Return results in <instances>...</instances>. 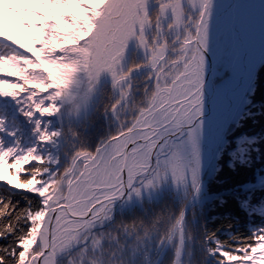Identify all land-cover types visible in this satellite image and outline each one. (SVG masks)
<instances>
[{
	"label": "trees",
	"instance_id": "16d2710c",
	"mask_svg": "<svg viewBox=\"0 0 264 264\" xmlns=\"http://www.w3.org/2000/svg\"><path fill=\"white\" fill-rule=\"evenodd\" d=\"M76 3L0 0V36L51 59L45 69L27 52L0 41V85H11L9 94L0 91V264H17L9 252L18 241L24 245L18 264L32 262L40 251L37 230L47 202H64V183L80 174L95 151L165 101L193 54L194 45L188 46L190 55L184 45L194 38L204 0L151 3L138 30L129 33L139 59L149 55L157 70L139 95L127 89L118 93L116 84L108 88L99 80L91 33L103 19L96 7L78 0L85 15L65 20ZM8 7L16 24L5 34ZM257 12L264 15V0H234L233 22L219 34L220 53L212 63L211 110L228 101L236 81L245 77L249 83L240 20ZM25 20L31 28H24ZM31 34L39 39L28 38ZM225 51L228 58L221 62ZM258 56L240 110L229 106L213 164L203 176L201 168L187 175L177 168L195 130L189 129L154 159L122 202L80 231L55 264H175L176 259L178 264H264V51ZM85 95L87 108L81 112Z\"/></svg>",
	"mask_w": 264,
	"mask_h": 264
},
{
	"label": "water",
	"instance_id": "95a60500",
	"mask_svg": "<svg viewBox=\"0 0 264 264\" xmlns=\"http://www.w3.org/2000/svg\"><path fill=\"white\" fill-rule=\"evenodd\" d=\"M220 1L223 2L224 7L221 11L219 6L217 7L216 17L220 13H225L228 17L226 21L230 22L233 17L234 0H217V5ZM211 11V3L209 2L205 6L204 2L196 25L194 39L190 41L194 44L192 69L184 70L171 83L167 99L162 105L149 111L137 126L108 140L95 151L94 156L88 161V164L93 162L98 152L110 142L120 140L121 146L111 156L113 160L117 158L116 163L121 164L119 170L113 171L110 161L106 165L107 170L102 178L97 180V183L85 184L80 190H73L72 188L79 182L84 173L83 169L70 184L64 202L46 207L37 230L40 251L35 257V264H55L53 244L68 230L64 227L65 221L70 220L78 223L76 227L71 228L75 231L81 229L86 223L101 218L107 209L115 207L123 201L138 178L148 174L155 157L165 151L171 141L183 137L197 121L208 116L214 85L212 67L208 71L204 56L209 24L208 13ZM223 27L224 25L218 29L215 37L218 36ZM9 44L24 50L20 44L12 41H9ZM213 58L211 55L209 56L211 65ZM191 72L195 73L193 88L186 96L178 99L176 93H172L175 84L180 78ZM83 101H87L86 95ZM148 143H150L149 146ZM145 148L144 156L140 157V153ZM75 189H77L76 186ZM69 190H72V195H70L72 198L68 194Z\"/></svg>",
	"mask_w": 264,
	"mask_h": 264
},
{
	"label": "rangeland",
	"instance_id": "374dc122",
	"mask_svg": "<svg viewBox=\"0 0 264 264\" xmlns=\"http://www.w3.org/2000/svg\"><path fill=\"white\" fill-rule=\"evenodd\" d=\"M157 1H159V0H111L109 2V4L107 5L110 12L114 11V9H113L114 3L121 5V9H120V12L117 13L118 19L115 20L114 22L110 23V24L108 23L107 16H106L107 12L106 11L103 12V8H100V9H102V10H100V12L102 11L103 13L101 16L100 15H98V16L101 19H104V18H106V19L103 20V22H100L98 24V26L96 27V29L91 33L92 39L95 42L92 45V48L94 50V53H93L94 59L92 60V62L93 63H97V62L100 63L102 60H104V58L102 56H100V53H101L100 45H105V44L110 43L111 38H112V33L115 29H118V30L119 29H128L127 33L134 34L132 29L138 30L139 22H140L141 17L143 16V13L144 12L146 13L148 11L147 9L150 7L151 3H155ZM248 8L249 7L247 6L244 9H246V11H248ZM97 14H99V12ZM130 15H132L134 19L130 20V18H131ZM224 17H226V15L217 17L215 19V22L213 25V47H214V50L217 52V55L214 56L213 61L217 58V56L220 53V47H219V43H218L219 34L222 33L224 30H226L231 25V23L233 22V19H234V16H233L232 20L230 22H228V21H226L227 23L224 22V24H225L224 27L221 29L218 36L214 37V35L217 33L218 29L223 25L222 20H225ZM105 25H106V27H105L104 33L101 36L100 35V29L102 26H105ZM240 28H241V33H242V36L244 39L243 44H244L245 48L247 49V56H248L247 57V63H246L248 69H246L247 70L246 72L250 73L249 71H251V75H250L249 83L247 82L248 80L245 79V77H244L243 79L236 81V84H232V86L234 88V93L232 90L228 94V101L227 102H225L220 107H216L212 110L210 109L208 117H210V120L213 122L214 125L220 124V132L223 129V127L225 126L224 125L225 120L227 119L226 113L229 110V106H235L236 107L235 111L240 108V105H241V102L243 99V89H244V87H248L250 85V83L253 79L254 71H256V69H257V63L259 61L258 60L259 59L258 53L260 51H264V15L263 14H261L260 12H257L255 14L251 13L250 15L242 16L241 20H240ZM189 43H190V41L184 45V49L187 50L186 55H190V52H188V46L190 45ZM11 46H13V45H11ZM114 50H115V48H113L112 51H110L111 54L114 53ZM191 55L192 56L190 58V61L184 67V70L189 69L190 66L192 65L191 63H192L193 54H191ZM97 56L99 57L98 61L95 60L97 58ZM98 65H97V67H98ZM96 69L97 68H95L94 70H96ZM242 74H244L243 71H242ZM193 78H194L193 76H191V75L189 76L188 74H186L182 78H180L183 81V83H181L182 86H181L180 90H178L179 93H178L177 97H184L192 90L193 85L191 82L193 81ZM213 92H214V89H213ZM237 97H238V101H237ZM212 98H213V93H212L210 102H211ZM87 103H88V96H87V101L84 102L82 100L78 106L79 110L81 112L86 110ZM204 119H206V118H204ZM194 128H195V130H192L193 132L189 136L190 138L184 144L183 154L179 155V160L181 163L177 165V168H179V171H181V169H182L185 175H187L188 172H192L191 174H196L199 172V170L201 168V169H203L202 175H200V177H201V176H203V174L205 172L204 169H206L209 164H213V159H214L213 156L215 153L214 146L216 147L217 142H215V143L209 142V140L207 138V128L205 126V129H204V146H203V151L201 152L199 150V148L196 147V140L200 135V128H201L200 122H197L195 124V126H192L189 129H194ZM189 129L187 130V133L183 137H185L188 134ZM183 137L178 138L176 140H180ZM172 142H170V144ZM117 144H118V146L119 145L121 146V142L120 143L118 142ZM170 144H169V146H170ZM149 145H150V143H148V146ZM168 148L165 151H163V153H165L168 150ZM144 151H146V148L144 149ZM120 165L121 164L119 163L115 167V171L119 170ZM212 167H214V166H212ZM212 170H213V168L210 171H212ZM178 173L179 172H177V174ZM180 176L181 175H177V177H178L177 179H179ZM76 178L77 177L70 178V180H67V182L64 183V185L62 187L63 193H64V195H63L64 198L67 194V191H68L70 184ZM197 184H199V182ZM70 198H72V197H70ZM55 203H56V201L50 200L47 202V206L48 205L53 206ZM112 208H114V207H112ZM112 208H110V209H112ZM108 210L109 209H107L104 212V214ZM104 214L102 215V217L104 216ZM97 220L98 219L92 220V221L86 223L81 229H78L75 231L71 230V228L76 227L78 223H75L76 225H73L71 223L66 224V228H68V230L65 233H63L62 236L60 238H58L53 244L55 258L57 257V255L63 254L65 252V250L68 249L70 247V245L78 239L80 231H82L83 229H89V228L93 227ZM37 239H38V237H37ZM97 245H98V242L95 241V243H93V247H96ZM35 257L36 256H33L31 258L32 262H29V264H35ZM178 262H179L178 259H176L175 264H178Z\"/></svg>",
	"mask_w": 264,
	"mask_h": 264
},
{
	"label": "flooded vegetation",
	"instance_id": "af4514ba",
	"mask_svg": "<svg viewBox=\"0 0 264 264\" xmlns=\"http://www.w3.org/2000/svg\"><path fill=\"white\" fill-rule=\"evenodd\" d=\"M153 7L154 6L150 7V9ZM104 11H106L107 14L110 12L107 6H103V12ZM130 16V20L134 19L132 15ZM105 19L106 18L103 20ZM127 32L128 29H115L112 33V38L110 37V43L100 45V56H102L104 60L99 63L97 72L99 74V80L103 81L108 88L116 84L114 89L118 91V93H123L127 89L128 91L136 90L135 92L139 95L149 88L151 80L157 74V70L152 66L153 58H149V55L145 60L139 59V56H142L137 52V47L134 45V42L131 41V37ZM113 48H115V50L114 53L111 54L110 51H112ZM169 91L170 88L167 92V96ZM145 152L146 151L143 150L140 153V157L144 156Z\"/></svg>",
	"mask_w": 264,
	"mask_h": 264
},
{
	"label": "snow or ice",
	"instance_id": "6c2138e0",
	"mask_svg": "<svg viewBox=\"0 0 264 264\" xmlns=\"http://www.w3.org/2000/svg\"><path fill=\"white\" fill-rule=\"evenodd\" d=\"M84 2L86 4L92 5L93 7L99 8V7H102L104 5L106 0H84ZM204 2H205V6H207L209 4V2H210L211 3V7H212V11L210 13H208V15H209V24H208V29H207L206 54L204 56V60H205V62L207 64V69L209 71V69L212 67V65L209 63V56L211 55L212 57H214V56L217 55V52L214 50V47H213V25H214V22H215V19H216L218 5H217V0H204ZM14 3H15V0H14ZM82 7L83 6L80 5L78 3V0H77L76 6L71 8V9H69L68 11H66L64 13L65 20L70 22L72 17L85 15V13L81 11ZM113 9H114V11L109 12L107 14V20H108L109 24L118 19L117 13L120 12L121 5L114 3L113 4ZM8 11H13V8L12 7H8L6 9V12H5L4 21H3L4 22V27H5V34H7V31H8L10 26H15V24H16L15 21H12L8 17V15H7ZM198 11H199V9H198ZM31 27H32V22L28 21V20H25L24 21V28H31ZM105 27H106V25L102 26L101 29H100V35L101 36L104 33ZM28 38H30V39H39V37L35 36L34 34L29 35ZM17 42H19V41H17ZM227 53L228 52L225 51L222 55H220V60L219 61L223 62L224 60H226L228 58ZM232 56H233V59H234L235 58V54L233 53ZM205 86L207 88V80H206V78H205ZM10 87H11V85H8V84L0 85V91H3V93L5 95H7L9 93L7 91H5V90L9 89ZM219 95H223V94H219ZM43 111L46 114H51V110L50 109L45 108V109H43ZM200 125H201L200 135H199V137L196 140V147L199 148V150L202 152L203 151V146H204V129H205V126L207 128V138H208L209 142L210 143H215V142L220 141V124L214 125L213 122L210 120V117L206 116L205 120L200 121ZM11 182L12 181L9 180V183H11ZM15 186L23 187L22 185H18V184L15 185ZM251 190L252 189H249V191H251ZM261 230H262V232H264V226H262ZM2 239H3V237H0V240H2ZM253 246H254V244H253ZM3 251H4V249L0 248V252H3ZM23 251H24L23 241H18L16 246H15V248L11 252H9V256H11L14 261H17V264H18L20 253L23 252ZM0 261H4V257L3 256H0Z\"/></svg>",
	"mask_w": 264,
	"mask_h": 264
},
{
	"label": "bare ground",
	"instance_id": "6f19581e",
	"mask_svg": "<svg viewBox=\"0 0 264 264\" xmlns=\"http://www.w3.org/2000/svg\"><path fill=\"white\" fill-rule=\"evenodd\" d=\"M218 6H219V10L221 11L222 8L224 7L223 2L220 1V2L218 3ZM223 15H226V14H225V13H220L217 17L223 16ZM217 17H216V18H217ZM224 19H225V20H222L223 25H225L224 22H226L227 15H226V17H224ZM214 37H215V35H214ZM189 69H192V65L190 66ZM188 75H189V76L191 75V76L194 77L195 73L193 74V72H191V73H189ZM197 78H198V75H197ZM194 80H195V78H193V81L191 80V81H192V82H191L192 84H193ZM181 83H183V81H182L181 79H179V80L177 81V84H175V87H174L172 93H176V95H178V90H180V88H181V86H182ZM118 142H119V140L112 141V142H110L108 145H106L103 149H101V150L98 152V154H97L95 160L87 166V168L85 169V172H84V174L81 176L79 182L75 184V186L77 187V189H75V186H74V187L72 188L73 190H77V191H78V190H80V189L83 187V185H85V184L92 185V184H94V183H97V180L101 179L102 176H103V174H104V172L107 170L106 165H108L110 161L112 162L111 166H113V171H115V167H116L119 163H116L117 158H115V159L113 160V159L111 158V156H112L113 153L116 152V150H117L116 148L120 147V145L118 146V144H117ZM139 160H141V159L139 158ZM100 181H101V180H100ZM68 194H69V196L72 195V190H69ZM70 197H71V196H70ZM68 223H71V224H73V225H76V224H75V223H76L75 221L67 220V221H65V223H64V227H65V228H66V224H68ZM61 236H62V235H61ZM61 236H60V237H61ZM60 237H59V238H60Z\"/></svg>",
	"mask_w": 264,
	"mask_h": 264
}]
</instances>
